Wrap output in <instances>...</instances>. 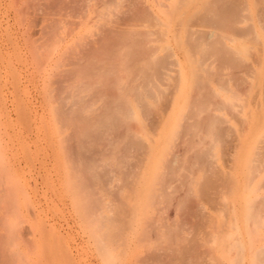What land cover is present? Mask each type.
<instances>
[{
    "label": "rangeland",
    "instance_id": "rangeland-1",
    "mask_svg": "<svg viewBox=\"0 0 264 264\" xmlns=\"http://www.w3.org/2000/svg\"><path fill=\"white\" fill-rule=\"evenodd\" d=\"M0 264H264V0H0Z\"/></svg>",
    "mask_w": 264,
    "mask_h": 264
}]
</instances>
